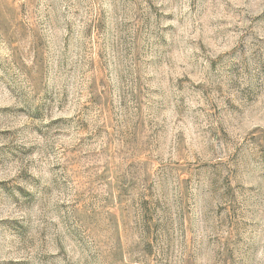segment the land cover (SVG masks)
Wrapping results in <instances>:
<instances>
[{"label":"rangeland","instance_id":"374dc122","mask_svg":"<svg viewBox=\"0 0 264 264\" xmlns=\"http://www.w3.org/2000/svg\"><path fill=\"white\" fill-rule=\"evenodd\" d=\"M0 264H264V0H0Z\"/></svg>","mask_w":264,"mask_h":264}]
</instances>
